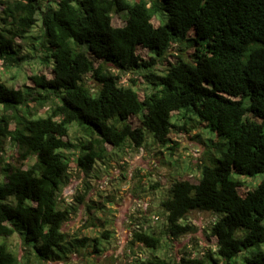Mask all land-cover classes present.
I'll return each mask as SVG.
<instances>
[{
	"label": "trees",
	"instance_id": "16d2710c",
	"mask_svg": "<svg viewBox=\"0 0 264 264\" xmlns=\"http://www.w3.org/2000/svg\"><path fill=\"white\" fill-rule=\"evenodd\" d=\"M40 53L43 68L25 70L23 62ZM0 63L26 72L24 89L0 80V239L24 234L41 263L63 264L81 251L103 255L107 221L86 225L104 228L100 237L64 231L82 207L88 215L106 209L87 199V180V192L62 199L71 170L90 178L108 160V145L140 150L145 131L173 157L175 132L194 125L214 136L220 157L200 166L199 180L175 181L162 202L165 235L191 234L194 227L181 222L192 212L216 214L208 235L215 250L132 264H264V0H0ZM159 64L163 74L154 71ZM127 72L143 73L153 88L136 90L138 79L124 85ZM8 143L23 166L34 163H8ZM234 175L263 179L248 190ZM142 230L130 245L158 249L161 237ZM0 264L29 262L0 243Z\"/></svg>",
	"mask_w": 264,
	"mask_h": 264
},
{
	"label": "rangeland",
	"instance_id": "374dc122",
	"mask_svg": "<svg viewBox=\"0 0 264 264\" xmlns=\"http://www.w3.org/2000/svg\"><path fill=\"white\" fill-rule=\"evenodd\" d=\"M39 2L45 4L46 0H39ZM125 17L123 13L117 15L114 19L115 24H123ZM40 26L41 20L38 15L35 34L40 32ZM22 46L24 54L27 49L25 44ZM190 53L191 51L187 52V55ZM22 66L25 70L39 71L43 68L41 53L38 58L23 62ZM154 71L157 74H163L165 67L159 64L154 68ZM25 73L24 70L21 71L14 67L5 69L0 63V80L8 86L24 89ZM46 73L51 75L52 70L47 68ZM120 74L124 85H131L135 79H138L136 83L138 91L147 90L150 92L153 88L152 85L145 82L143 73ZM46 91L49 92L47 89L41 90L42 93ZM193 118L196 119V117ZM183 123L184 121L181 120L178 124L183 125ZM193 127L194 125H189L188 130L175 132L174 139L179 146L173 157H170L169 152L158 144L152 133L145 131L146 143L140 150L130 149L128 144L120 149H113L108 145L107 148L110 151L108 160L105 163H98L90 178L87 179L77 171L71 170L72 182L62 190V199L66 203H72L76 194L87 192L85 186L87 180L91 187L87 199L89 202L106 205V209L104 212L94 211L88 215L86 209L82 207L79 214L65 224L64 231L74 236L100 237L104 228L100 226L86 227L89 219L94 217L95 224L98 225L107 221L106 228L110 229L112 234L109 239H100L105 250L103 255H96L98 256L96 258L89 251H81L74 253L63 264H132L137 259L154 258L176 261L184 255L199 258L203 257L209 249L215 250L213 239L209 240L208 235L211 226L218 220L216 214L192 212L187 216V219L181 222L194 227L195 230L191 234L179 239L172 237L169 239L165 235L166 216L162 202L170 197L175 181L181 176L190 177L195 181L199 180L201 177L200 166H215L214 159L220 157V154L215 153L209 143V140L214 139V136L208 130ZM70 133L73 140L74 134H77L75 126L71 127ZM17 153V148H12L9 143L5 145L4 157L8 163L24 169L34 163V160L31 159L23 166L22 162L18 161ZM77 154V152L68 153L71 158H76ZM212 157L214 158L212 159ZM234 178L249 185L248 190H250L261 182L263 176L234 175ZM141 229L147 233H156L161 237V245L158 249H149L139 244L135 247L130 245L132 234ZM0 243H5L10 251L21 260L26 259L29 264H50L41 263L36 259L33 244L26 243L25 235L22 233H15L12 237L0 239Z\"/></svg>",
	"mask_w": 264,
	"mask_h": 264
}]
</instances>
